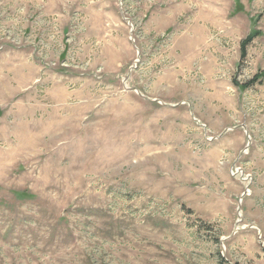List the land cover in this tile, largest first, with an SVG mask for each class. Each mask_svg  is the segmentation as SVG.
Masks as SVG:
<instances>
[{
  "label": "rangeland",
  "instance_id": "rangeland-1",
  "mask_svg": "<svg viewBox=\"0 0 264 264\" xmlns=\"http://www.w3.org/2000/svg\"><path fill=\"white\" fill-rule=\"evenodd\" d=\"M261 72L264 0H0V264H264Z\"/></svg>",
  "mask_w": 264,
  "mask_h": 264
},
{
  "label": "trees",
  "instance_id": "trees-1",
  "mask_svg": "<svg viewBox=\"0 0 264 264\" xmlns=\"http://www.w3.org/2000/svg\"><path fill=\"white\" fill-rule=\"evenodd\" d=\"M256 34H257V32H256V33H253L252 35H250V36L248 37L247 41H251V40L256 36ZM244 47H245V43H244ZM243 49H244L243 51H245V48H243ZM261 79L264 80V72H261L260 74H258V75L256 76V80H255V82L258 81V80H261ZM243 88H246V86H243Z\"/></svg>",
  "mask_w": 264,
  "mask_h": 264
}]
</instances>
